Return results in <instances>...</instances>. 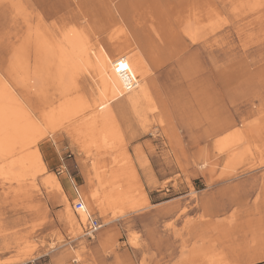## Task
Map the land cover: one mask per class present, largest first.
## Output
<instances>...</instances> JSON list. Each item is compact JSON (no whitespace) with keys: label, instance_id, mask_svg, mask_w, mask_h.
Returning <instances> with one entry per match:
<instances>
[{"label":"rangeland","instance_id":"374dc122","mask_svg":"<svg viewBox=\"0 0 264 264\" xmlns=\"http://www.w3.org/2000/svg\"><path fill=\"white\" fill-rule=\"evenodd\" d=\"M187 1L0 0V80L40 122L19 141L0 128V167L11 162L0 177V264H264V128H254L264 124V0H195L206 15L198 23L185 17ZM56 46L75 87L53 74ZM99 47L134 68L111 104L107 142L75 136L58 116L69 102L87 115L98 105L89 60ZM230 135L240 137L231 151ZM32 150L46 172L16 162ZM119 165L127 200L114 206L101 185ZM53 176L64 192L48 185ZM70 178L102 225L93 238L78 224Z\"/></svg>","mask_w":264,"mask_h":264},{"label":"bare ground","instance_id":"6f19581e","mask_svg":"<svg viewBox=\"0 0 264 264\" xmlns=\"http://www.w3.org/2000/svg\"><path fill=\"white\" fill-rule=\"evenodd\" d=\"M197 3H198V5L200 4L199 1L196 2L195 0H190L188 2V6L184 10V13L188 14V16H185V17L189 18V19H193L194 23H198V22H201V21L204 22V20L206 19V17H205L206 15H205V13L201 14L200 12H197L198 9L200 8V7L196 6ZM184 4H186V3H184ZM201 6L203 8V5H201ZM203 11H205V9H203ZM203 11H201V12H203ZM186 32L188 33V35L190 37H194L193 36V34L195 33L194 32V28H188L186 30ZM49 42H50V40H49ZM90 51H91V49H90ZM47 56H48L50 62L55 64V66H56V64H59L58 66H56L54 68V73L53 74H55L56 77L58 79H60V78H62L65 75V73H68L69 76H70L69 79H68L69 80V84L72 87H75L74 78L76 76V71L73 69V64H71L68 61V58H67L66 54L63 53L60 50V47L56 46V50H54V53H51L50 55H47ZM33 60L36 61L35 59H33ZM89 64L92 66L94 72L97 74L96 77H98V76L100 77L99 80L97 79V80L94 81V85H95V87L97 89V92L99 94L98 95L99 101L97 102L98 105L95 106L94 108H92L91 114L87 115V113H85L87 115V116H85V114L83 113L84 112L83 111V108H84V104L83 103H81L78 100L76 101V103H74V102L70 103L69 102V103H67L66 108H64V109L61 108L60 110H58V116H59L60 121H61V118H62V120H66V121L69 119L68 122L71 123L72 131L74 132L75 136H81V135L84 136V135H88V134H90L92 136H95L97 134L102 141H106L109 138L111 139V136L113 134L112 133L113 132V122H114V120H116V119H114V115H113V112H112L111 104L114 103V102L119 101L120 98H122L125 94H127L129 92L130 83H129L128 80H134L129 68H132V69H134V68L131 67V66H127L123 62L120 63L119 61H117V60L115 61L114 59H112L110 53L107 52L103 47H99L98 53L94 55V59H90L89 60ZM122 64L124 65V67H121ZM82 66L84 68H86L85 69L86 72L89 71V69H88L89 65L88 64L82 63ZM37 70L39 71V68ZM146 87H148V86H146ZM146 87L144 86V94L147 91ZM14 94L15 93L13 92V89H12L11 85H9L5 81H1L0 80V128L2 130H5V131L11 130L13 132V134H16V136H15V140L16 141L17 140L19 141L21 139H26L27 137H30V139H32L33 137L35 138L36 133L39 132L37 128L40 125V122L37 119L31 118L32 116L27 114L24 105L21 102H19V100L16 98V96ZM147 101H150V100L147 99ZM79 102L81 104H79ZM149 103H151V102H149ZM61 114H63L64 116L62 117ZM45 117L46 116H42V117H40V119L44 120ZM37 118H38V116H37ZM116 127H118V126H116ZM254 128H255V130H259V128L262 129V128H264V124L255 125ZM260 132H261V130L259 131V134H260ZM118 134H120V133H118ZM73 137H74V135H73ZM239 139H240V137H237V139H235V137L233 138V136H231V135L230 136H226V137H224V140H223L224 141L223 146L225 145V147H227L231 151V149L233 148L234 144H236V142H238ZM120 141H121V139H120ZM223 141H222V143H223ZM108 142H110V141H108ZM33 143H36V142L33 141ZM218 143H219V141H218ZM25 144H23V145H25ZM26 146H27V144L25 145V147ZM102 146H104V145H102ZM115 147L116 146H114V148ZM237 153H239V152H234L233 154L229 155V157H231V159H233V157H234L233 161H235ZM106 154H110V153H106ZM114 161H116V160H114ZM16 162L19 163V165L24 166L23 168L26 167L25 168L26 172H29L28 169H31V168L36 170L37 172H39V171L46 172L47 171L46 166H45V164H44V162L42 160L41 154H40V152L38 150H35V151L31 152L24 159L17 160ZM228 162H231V160L228 161ZM8 165L11 166V162ZM8 165H6V166H8ZM228 165L230 166V163H228ZM6 166L4 167L2 165V167H0V177H4V178L8 177V174L10 173L9 172L10 170H7ZM98 166H99V164H98ZM111 166H112V164H111ZM120 166L121 165H119V167ZM123 167H120L119 169H116V170H111L112 172L110 173L109 178L107 177L108 179L103 181V184L101 183L102 184L101 186L106 191L105 194H103V196H102L103 199L110 200L111 204L114 205V206L117 205L118 203H122V202L127 200V198H126L127 194L126 193H127V189L128 188H126L127 184H126L125 177H128V171L129 170L126 173V170L124 171L122 169ZM233 167L234 166H232L231 168L233 169ZM16 169H17V166H16L15 170ZM131 172H133V169L131 170ZM125 173L127 175H125ZM9 176L12 177V174L9 175ZM64 176H63V178L65 179L66 176L65 177ZM100 181H101V179H100ZM138 182H140V181L138 180ZM47 183L50 186H51L52 183H54V185H55L54 188H56L58 191H63L62 184H61L60 180L57 177H55V176L50 177L48 179ZM131 183H133V181ZM128 184H129V182H128ZM99 185H100V183H99ZM137 189H138V187H137ZM96 192L97 191L94 190V193H92V195H91V197L93 199H95L97 197L96 196ZM100 193H102V192H100ZM136 194H137V192H136ZM140 196L142 198L141 199L142 204L147 202V199H148L147 197L148 196L145 197L144 191H141ZM64 197H65V201L64 202L71 206V203L66 198V195H64ZM96 200L99 201L98 198ZM134 200H133V202H134ZM133 202L131 204V207H138V206L141 205L138 202L137 203H133ZM88 205L91 208V203L89 202V198L86 199V201H85L84 209L75 211V213L77 214V216L79 218L78 219V224H79L80 227L82 225V222H83V225L86 224V217H87V214L89 213V209H90L88 207ZM100 205H99V207H100ZM97 206H98V204H97ZM98 211H99L100 215L103 214V212H102L103 209L100 208V209H98ZM101 227H102V225L100 226V228ZM135 244H133V245H135ZM196 252H198V250ZM193 253H195V252H193ZM250 261H253V260H249L248 263H250ZM209 264H219L218 259L217 258L216 259H214V258L210 259L209 260ZM235 264H242V263H241V261H239V262H236Z\"/></svg>","mask_w":264,"mask_h":264},{"label":"built area","instance_id":"2783aa9c","mask_svg":"<svg viewBox=\"0 0 264 264\" xmlns=\"http://www.w3.org/2000/svg\"><path fill=\"white\" fill-rule=\"evenodd\" d=\"M62 173L59 172V174ZM70 184L72 188V192L75 196V202L73 203V209L75 211L84 209V200L80 191V187L70 178ZM100 222L99 220L93 215V214H87L86 217V224L83 225V230L85 236L89 238H93V236L97 233V231L100 229Z\"/></svg>","mask_w":264,"mask_h":264},{"label":"crops","instance_id":"0c3cea01","mask_svg":"<svg viewBox=\"0 0 264 264\" xmlns=\"http://www.w3.org/2000/svg\"><path fill=\"white\" fill-rule=\"evenodd\" d=\"M72 208H73V207H72ZM73 210H74V209H73ZM74 212H75V210H74ZM89 214H90V212H89ZM154 242H157V241H154ZM171 242H172V240L168 241L167 243H170V244H171ZM170 248H172V245L168 246V250H167V251H164V252H163V254H166V257H167L166 259H169V256H168V255H169V253H170V252H169V249H170ZM174 252H175V251H174ZM175 253H176V252H175ZM176 254H177V253H176ZM236 262H239V261H234V262L231 263V262H228V261L220 260V261H219V264H225V263H226V264H235ZM241 263H242V264H249L248 261H241ZM167 264H169V263H167Z\"/></svg>","mask_w":264,"mask_h":264},{"label":"snow or ice","instance_id":"6c2138e0","mask_svg":"<svg viewBox=\"0 0 264 264\" xmlns=\"http://www.w3.org/2000/svg\"><path fill=\"white\" fill-rule=\"evenodd\" d=\"M121 67H124V65L122 64Z\"/></svg>","mask_w":264,"mask_h":264}]
</instances>
